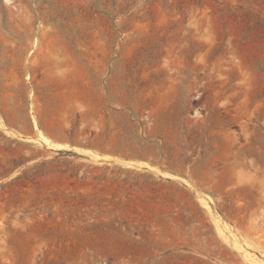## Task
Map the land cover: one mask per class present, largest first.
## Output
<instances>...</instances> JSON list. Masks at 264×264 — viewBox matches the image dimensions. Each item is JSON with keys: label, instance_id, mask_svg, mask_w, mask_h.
Instances as JSON below:
<instances>
[{"label": "rangeland", "instance_id": "rangeland-1", "mask_svg": "<svg viewBox=\"0 0 264 264\" xmlns=\"http://www.w3.org/2000/svg\"><path fill=\"white\" fill-rule=\"evenodd\" d=\"M0 264H264V0H0Z\"/></svg>", "mask_w": 264, "mask_h": 264}, {"label": "bare ground", "instance_id": "bare-ground-1", "mask_svg": "<svg viewBox=\"0 0 264 264\" xmlns=\"http://www.w3.org/2000/svg\"><path fill=\"white\" fill-rule=\"evenodd\" d=\"M40 135H39V138L37 139V140H34V141H38V142H43V143H45L46 145H48V146H50V147H52V148H58V149H60V148H65V147H67V146H65V145H61V144H56V143H52L50 140H48L46 137H44L41 133H39ZM31 140V139H30ZM139 164V163H138ZM141 165V167H147V168H149V169H151L152 171H155V172H157V173H161L160 171H158L157 169H155V168H153V167H151L150 165H148V164H140ZM128 166H129V164H128ZM129 167H131V166H129ZM162 175H164V176H166V177H168V178H171L172 177V175H170V174H165V173H161ZM201 204L208 210V211H210V206H209V202L207 201V200H205V199H201ZM216 223V226H217V231H218V234L219 235H221L220 237H222V235L224 234L223 233V231H221L220 229V225L218 224V222H215ZM225 235V234H224ZM223 238V240H224V238L225 237H222Z\"/></svg>", "mask_w": 264, "mask_h": 264}, {"label": "crops", "instance_id": "crops-1", "mask_svg": "<svg viewBox=\"0 0 264 264\" xmlns=\"http://www.w3.org/2000/svg\"><path fill=\"white\" fill-rule=\"evenodd\" d=\"M128 163H132V162H128Z\"/></svg>", "mask_w": 264, "mask_h": 264}]
</instances>
